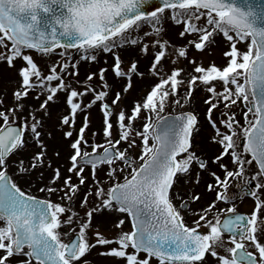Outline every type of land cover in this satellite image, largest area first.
Segmentation results:
<instances>
[{"label":"snow or ice","instance_id":"6c2138e0","mask_svg":"<svg viewBox=\"0 0 264 264\" xmlns=\"http://www.w3.org/2000/svg\"><path fill=\"white\" fill-rule=\"evenodd\" d=\"M30 2L0 0V44L3 37L11 41L13 52L7 63L20 84L13 93V106L0 110V264H90L88 257L98 247L104 249L100 256L117 259L118 264H153V258L155 264H206V255L215 258L216 264H264V3L40 0L41 7L32 8ZM54 5L66 11L57 15ZM42 14L50 18L43 19ZM73 16L76 27L65 31L64 20ZM192 34L194 39L189 38ZM72 36L74 41L62 42L61 38L65 41ZM180 40L186 43L180 45ZM243 41L250 42L242 51L237 45ZM222 45L226 47L221 65H202L189 56V46L203 52ZM54 48L77 50L69 57L74 61L71 69L81 62H96L101 54L112 63L87 74L83 83L67 63L59 71L51 67L47 75L29 55L22 56L26 65L13 64V57H21L22 49L49 53ZM119 53L129 57L127 62ZM64 55L59 53L60 58ZM181 58L184 64L178 66ZM94 76L105 90L98 91L88 83ZM137 81L141 87L136 86ZM185 81V100L196 88L206 91V122L213 129L209 140L217 145V151L206 159L195 148V114L159 116L166 105L181 104L178 89ZM130 91L143 94L124 105ZM30 94L35 99L31 106L24 103ZM56 100L64 111L57 115L54 127L60 130L67 149V163L53 168L45 143L46 137L53 136L45 131V122L52 120L50 106ZM238 101L247 107L242 113L247 125L243 127L242 151L237 131L241 125L235 113L225 111L213 118L220 104L230 110ZM93 107L102 114L104 143H92L85 136ZM17 110L25 114L19 127L6 114L15 116ZM138 118L142 131L133 124ZM136 147L141 148L139 165L131 156ZM181 154L183 158L178 160ZM55 155L60 157L61 151ZM101 165L106 166L102 170L107 179L113 181L107 188L102 186L104 178L97 175ZM246 166H252L256 190L247 188L248 180L236 187L253 197V208L248 215L239 214L234 204L221 209L220 203L228 204L239 195L229 192V180L243 175ZM126 169H130L129 176H123V182L115 181ZM9 170L18 181L31 184L36 179L43 185L38 187L40 192L58 195L67 205L26 194L12 181ZM89 170L92 187L86 185L89 178L84 175ZM204 175L209 181H205L203 194L185 187L192 182L199 185ZM81 186L85 192L80 208L89 205L90 198L95 204L83 216L72 210ZM209 193L212 198L206 205L192 207ZM105 212L119 214L111 222L118 231L109 237L97 230L90 239L87 233L93 228L94 214L103 218ZM66 213L70 214L62 222ZM126 221L127 230L122 227ZM63 224L75 225L78 231L73 227L62 234Z\"/></svg>","mask_w":264,"mask_h":264},{"label":"rangeland","instance_id":"374dc122","mask_svg":"<svg viewBox=\"0 0 264 264\" xmlns=\"http://www.w3.org/2000/svg\"><path fill=\"white\" fill-rule=\"evenodd\" d=\"M165 27H168V25H165ZM179 29H177L176 31L178 32ZM3 34H0V36H2ZM173 38H176L175 35ZM190 39H194L195 38V34H192L191 36H189ZM217 39L219 40L220 37H217ZM250 41H243L238 43V48L240 50H246L245 48V44L249 43ZM149 45L151 46L152 41H148ZM186 41L184 40H180L179 44L183 45L185 44ZM10 42H8V40H6V37H3V43L0 44V54H2L5 59L0 60V110H4L6 107H12L13 106V93L15 90H17L20 87L19 84V78L17 76V73L15 72L14 68H10L8 66L7 63V57L12 55L13 50L9 49L10 46ZM189 50V56L192 58H195L198 62H200L202 65H209L211 66V64H216V65H221L223 64V57H222V49L223 47H226V45H222L221 47H211L210 49H206L203 52L197 51L194 48H191ZM62 52L60 50H57L56 52L52 53V54H45V55H38L34 52H23L21 57H13V64L15 65V67H19L21 64H25L26 62L22 60V56L23 55H29L33 58V61L35 63H37L38 69H40L42 71L43 75H47L50 74L49 70L51 67L56 66L58 71L59 68L62 67L65 63L69 64V69L72 71H77L78 72V80L80 82H85L86 80V75L92 72H96L98 68L100 67H107L109 64L112 63V60H107V59H101L99 58L98 61L93 62V61H88L87 63H79L77 64L76 69H71V64L74 62L73 60H70L69 57H71L75 52L71 51L66 53L67 55H64L63 58L59 57V53ZM170 52V50H169ZM122 58L124 59L125 62H127L128 60V56L123 54V53H119ZM81 55H83V53H81ZM172 59H175V56H172ZM105 60L108 61L107 64H105ZM47 61V64H46ZM184 61L181 58L180 61L178 62V66H183ZM139 67L141 69H143L144 64L141 63L139 65ZM111 71H109L106 76H107V82L110 84L111 83ZM166 78V77H165ZM34 79V78H33ZM242 82V80H241ZM56 82L52 83V86H55ZM82 83L78 85V87L81 88L82 90ZM90 84H92L94 87H96V89L99 90H105L103 89L102 85L98 82V76H94L93 77V81L88 82ZM147 81H145L143 83V87H147ZM186 81L184 85H181L180 89H178L179 92V98L181 99V103L183 104L184 101L182 100V98L184 97V89L186 87ZM136 86L137 87H141V84L139 81L136 82ZM234 87V86H233ZM217 90L218 91H222V87L217 84ZM37 93L40 91L39 89L35 90ZM197 93L198 94V98L200 100H202V98L206 97V91L196 88L194 89L193 93ZM143 93L140 92H135V91H130L126 97L124 98V105H128L130 104V102L135 101V100H139L141 95ZM181 95V96H180ZM43 99V97H41ZM85 102H87V99L85 98ZM24 103L26 105L31 106L32 104L35 103V99H34V95L30 94L29 97H27L24 101ZM172 104V103H170ZM166 105L165 110L163 111L166 114H172V105ZM51 112H52V120L51 121H46L45 122V131L51 132L53 138L52 139H48L47 137L45 138V143L48 144L49 149L50 150H62L65 149L64 153L66 152L67 155V149L64 147L63 143L61 142L60 139V130L54 127L55 121H56V117L57 115H59V113L64 111V108L61 106V102L60 100H56L55 103L51 104ZM219 111H214L213 112V118L214 119H218L221 112H225L228 111L229 114L235 113L236 119L240 122L241 127H239L237 129L238 133L242 136L243 133V127H246L247 125L244 124L243 121V116L242 113L247 111V107L245 105H243L241 102L238 101L237 105L235 106H231L230 110L229 109H225L222 106L220 107L219 105ZM182 109V108H181ZM181 112H184L183 110H181ZM189 112V111H188ZM9 114V122L13 123V124H18L19 126H22L24 124V113L20 110L16 111V116L11 115L10 113H6ZM89 117H90V128L88 130H86L85 136L87 139H89L92 143H96V139L95 136H90L89 134L93 135V132H95V121H99L101 123V112L96 108L93 107L90 112L88 113ZM197 115V114H196ZM153 120L155 121L157 119V117L154 115H152ZM199 117V115L197 116ZM206 118V117H205ZM249 118H252V114L249 113ZM200 119V118H199ZM95 120V121H94ZM82 121V115L77 117V121H76V126L79 127ZM0 123H2V120H0ZM28 123H31V119H28ZM133 124L135 125V130H140L142 131V127H141V119L138 118L136 121L133 122ZM221 130L223 131V127L221 126ZM96 133V132H95ZM194 140H195V148L196 151L198 153H200L202 158H207L208 156L213 155V153H215L217 151V145L214 143H211L209 138L213 135V129L207 124L206 119L203 121V119L199 120L198 126L195 129V133H194ZM137 142L139 143L140 138H136ZM29 142H31V140H29ZM99 143H104V139L103 137L100 139ZM152 143V141L150 140V144ZM30 144V143H29ZM107 146V145H105ZM90 149V148H89ZM88 149V150H89ZM32 149L30 148L29 151H31ZM141 153V148L140 147H136L133 148L131 150V156L132 159L136 161V164L139 165L142 161H140L138 159L139 154ZM66 155H64V157H66ZM182 159V158H181ZM65 160V159H64ZM228 161L225 160V163H227ZM65 163H67V161L65 160ZM88 173V171H86L84 173V175H86ZM130 173V169H126L123 174H118V178L115 179V181L119 178H123V176H127V174ZM219 174V172H218ZM205 181H209V177L207 175H204L201 183L198 185V188H200L199 190H195L196 188V184L194 182L192 183H188L185 185V187L191 192L194 193H201L203 194L206 189H205ZM109 186V182L106 183L104 185V187H108ZM82 197H80V199L75 200V203L73 205L72 210L75 211L78 215L83 216L85 214V209L89 208L90 206H95L94 204V198H90V202L89 205H86L84 209L80 208L79 206V201L81 200ZM212 198L211 194L209 193L206 196L202 197V203L204 204V201H209ZM204 200V201H203ZM64 202V203H63ZM62 204V206H66L67 202L66 201H62L60 202ZM70 213H66L64 214V216H62V222L63 219L66 217V215H68ZM111 214V215H110ZM114 214L113 213H109V212H105L103 218H100L98 216H96V214H94V219H93V228L91 231H89L87 233L88 237L90 239L94 238V233L95 231H99L102 234L109 236V237H114V235L116 234V232L118 231L115 226L111 223L116 217L112 216ZM119 215V214H118ZM120 218H124L123 216H120ZM128 222L126 221L125 225H123L122 227L127 230L128 228ZM63 226H66V232H69L73 227H77L75 225H67V224H63ZM62 226V227H63ZM77 231H78V227H77ZM63 234V233H62ZM71 238V237H68ZM67 239V238H66ZM104 249L102 248H97L94 249L90 256L88 257L90 264H118L117 259L111 258V257H102L99 255V252L103 251ZM143 255V254H142ZM212 259H215L212 257ZM153 264H155V262L153 261ZM212 264H216L212 263Z\"/></svg>","mask_w":264,"mask_h":264},{"label":"trees","instance_id":"16d2710c","mask_svg":"<svg viewBox=\"0 0 264 264\" xmlns=\"http://www.w3.org/2000/svg\"><path fill=\"white\" fill-rule=\"evenodd\" d=\"M62 52H64L65 53V55H67L66 53H68V52H71V50L69 51V50H65V49H63L62 50ZM48 54H52V53H48ZM100 58L101 59H107V60H110V58L106 55V54H101V56H100ZM108 75H111V74H108ZM181 96V95H180ZM179 98V97H178ZM206 98V97H205ZM205 98H202V100H200L199 98H198V94L195 92V93H193V95L191 96V98H189V99H187V100H185L184 98H182V100L184 101V103L182 104H180V105H177V104H175V103H172V104H170V105H172V113L173 114H177V113H180L181 111H180V109L181 110H183L184 112H187V111H190V112H193L195 115L197 114V116L199 115V117H198V120H200V119H203V121L206 119L205 117V113H206V109H207V105L204 103V100H205ZM222 106V104H220V107ZM220 109V108H219ZM215 111V110H214ZM213 111V112H214ZM217 111V110H216ZM153 116L155 115V114H152ZM162 115H165V113L164 112H161L160 114H159V116L161 117ZM24 116H25V114H24ZM37 118H39V113H37ZM200 118V119H199ZM95 121V120H94ZM95 126H96V130H95V132L97 133L96 135H95V139H96V143H99L100 142V139L103 137V135H102V132H101V130H100V122L99 121H95ZM90 136H94V135H92V134H89ZM55 151L56 150H50V149H48V157L50 158V160H51V162H52V166H53V168H55V167H57V166H63V165H65L66 163H65V160H64V155H66V152L64 153V151H65V149H62V150H59V151H61V156L60 157H56V155H55ZM89 151H91V149H89ZM49 171V170H48ZM61 171H62V175H65L66 173H64V171H63V167L61 168ZM47 173V172H46ZM97 175H98V177H100V178H104V183H103V185L102 186H104L106 183H108L109 182V186L111 185V183L113 182V181H110V180H108L107 179V177H106V173L105 172H102V173H100V172H98L97 173ZM86 177H88L89 179L86 181V185L88 186V187H92L93 185L91 184V177H90V175H85ZM118 175H116L115 176V179H117L118 177H117ZM117 177V178H116ZM117 181V180H116ZM121 181H123V178H119L118 179V182H121ZM73 182L74 183H76L77 181H76V178L75 177H73ZM60 182H58V184H59ZM20 185V187L22 188V190L23 191H28V189L31 187V184H27V183H25L24 181H20V183H19ZM41 184L42 183H39V186H41ZM36 191H37V189H36ZM35 192V191H34ZM84 192H85V186H81V188H80V190H79V193L77 194V197H76V199L75 200H78V199H80V197H83V194H84ZM42 198H44V199H51L52 201H54V202H62V201H60L59 200V196L58 195H49L48 193H42ZM82 199V198H81ZM64 203V202H63ZM113 213V212H112ZM111 215V214H110ZM118 214L117 213H114L112 216H114V217H116ZM128 225V224H127Z\"/></svg>","mask_w":264,"mask_h":264},{"label":"flooded vegetation","instance_id":"af4514ba","mask_svg":"<svg viewBox=\"0 0 264 264\" xmlns=\"http://www.w3.org/2000/svg\"><path fill=\"white\" fill-rule=\"evenodd\" d=\"M15 116H16V114H15ZM0 124H2V123H0ZM14 125H18V124H14ZM19 126V125H18ZM194 133H195V131H194ZM193 135H195V134H193ZM30 144H31V142H29ZM240 144H241V148L239 149L240 151H242L243 149H242V144H243V137L241 138V140H240ZM181 158H183V155L181 156V157H179L178 158V160L179 159H181ZM250 158V157H249ZM227 160V159H226ZM106 166H100V167H98V170H97V173L98 172H100V173H102V172H105V171H103L102 169H104ZM45 172H48V169H45ZM47 174V173H46ZM254 173L252 172V166H246V168H245V171H244V173H243V175H241V176H239V177H234V178H230V180H229V185H230V187H229V192L230 193H232V192H237V193H239V195L237 196V198L234 200V201H231L230 203H228V204H224V203H220L219 204V207L221 208V209H223V208H226V207H230V206H233V204L235 205V207H236V210H237V212L239 213V214H242V215H248L249 213H250V211H251V209L253 208V206H254V200H253V197H251V196H249V195H246V194H244V193H241L240 192V189L238 188V187H236L237 185H244L245 184V182H246V180H248V181H251V176L253 175ZM8 175L10 176V178L12 179V181L13 182H16L17 184H18V186L20 185L19 183H20V181H18L17 179H16V177L13 175V173L11 172V170H9V172H8ZM37 175H38V173H37ZM86 175H90V177H91V171L89 170L88 171V173L86 174ZM118 175V174H117ZM255 183H256V181H251V183H248L247 184V188L248 189H251V190H253V191H255L256 189H255ZM41 186H43L42 184H41ZM196 187V189L195 190H199L200 188H198V185H195ZM38 187H40L39 186V182L36 180V179H33L32 180V182H31V187L28 189V191H24L26 194H28V195H32V196H34V197H36L37 199H44V198H42V193L43 192H40L39 190H38ZM36 189H37V191H36ZM35 191V192H34ZM192 191H194V190H192ZM191 191V192H192ZM203 197V196H202ZM204 201V200H203ZM201 203H202V198H201V200L199 201V202H197V203H195V204H193L192 205V207H194V208H199V206L201 205ZM207 204V201H204V205H206ZM187 219H191V216L189 215L188 217H187ZM3 226V222L2 221H0V227H2ZM59 231L61 232V233H64L65 231H66V226H63V227H61L60 229H59ZM3 253V250H0V254H2ZM9 259H12V258H9ZM215 259H212V257H211V255H206V264H212V263H215Z\"/></svg>","mask_w":264,"mask_h":264},{"label":"water","instance_id":"95a60500","mask_svg":"<svg viewBox=\"0 0 264 264\" xmlns=\"http://www.w3.org/2000/svg\"><path fill=\"white\" fill-rule=\"evenodd\" d=\"M253 2L254 3H264V0H253ZM237 3H238V5H242L243 4V0H237ZM53 8H54L55 14H57V15H59L61 13V11H66V10L60 9L58 5H54ZM42 18L43 19H48L50 17H44L43 14H42ZM42 27H43V24H42ZM46 31H47V29H46ZM61 39H62V42H71V41H74L76 39V37L75 36L68 37V38L65 39V41H63V38H61ZM54 49H56V48H54ZM31 50L38 51L36 49H31ZM72 50H74V49H72ZM39 52H41V51H39ZM178 115H180V114H178ZM178 115H167V116H164L162 118L174 117V116H178ZM161 123H163V121H161ZM181 155H183V154H181Z\"/></svg>","mask_w":264,"mask_h":264},{"label":"clouds","instance_id":"9594fccd","mask_svg":"<svg viewBox=\"0 0 264 264\" xmlns=\"http://www.w3.org/2000/svg\"><path fill=\"white\" fill-rule=\"evenodd\" d=\"M28 6L32 8L41 7L40 0H31ZM62 26L64 27L65 31L74 29L76 27L74 16L71 18L65 19Z\"/></svg>","mask_w":264,"mask_h":264}]
</instances>
